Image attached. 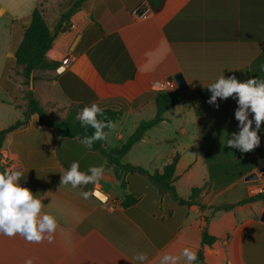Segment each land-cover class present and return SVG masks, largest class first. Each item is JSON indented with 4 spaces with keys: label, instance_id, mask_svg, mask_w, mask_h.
<instances>
[{
    "label": "crops",
    "instance_id": "obj_1",
    "mask_svg": "<svg viewBox=\"0 0 264 264\" xmlns=\"http://www.w3.org/2000/svg\"><path fill=\"white\" fill-rule=\"evenodd\" d=\"M75 1L0 0L10 58L2 65L0 104L11 107L0 113V129L22 119L26 109L23 65L16 64L15 51L32 10L41 4L53 31ZM46 56L60 64L71 57L61 72H33L35 96L49 117L63 119L70 108L79 112L92 103L122 110L107 133L106 150L120 147L142 119L154 117L156 83L182 72L186 98L168 109L165 119L121 160L153 171L179 153L174 181L179 196L187 198L193 187L203 189L196 203L185 205L139 172H128L122 187L100 151L89 150L78 138L56 135L34 113L5 135L0 169L17 164L23 170L21 185L41 199V214L54 216L57 227L51 242L0 235V264H24L28 258L32 264H139L134 257L141 252L148 257L145 264H158L163 251L178 255L184 247L196 253L202 248L209 264H264V199L241 202L264 192V121L258 130L260 144L241 153L224 144L239 131L234 116L238 97L207 102V85L221 75L264 80V0H166L157 12L146 0H84L68 26L57 32ZM173 89L179 90L176 81ZM73 161L84 172L103 167L102 177L75 189L60 184L61 172ZM252 172L258 177L247 179ZM94 188L117 203L80 195ZM130 194L138 201L122 205ZM223 204L233 206L213 209ZM205 230L217 238L212 245L202 243Z\"/></svg>",
    "mask_w": 264,
    "mask_h": 264
},
{
    "label": "trees",
    "instance_id": "obj_2",
    "mask_svg": "<svg viewBox=\"0 0 264 264\" xmlns=\"http://www.w3.org/2000/svg\"><path fill=\"white\" fill-rule=\"evenodd\" d=\"M84 0H76L73 5L65 11L56 24L53 31L47 25L44 10L41 4H38L32 10L30 23L25 27L23 37L15 51L16 64L23 65L21 71L23 79L21 84L24 86L22 90V97L26 101V109L23 112V118L18 119L12 124L0 129V148L2 146L5 135L28 122L30 116L36 113L40 119L41 124L50 126L54 129V132L58 136L81 138L84 136H91L94 129L91 126H81L80 121L77 119V109L70 108L69 112L63 119H59L56 115L49 117L46 109L39 102L34 93V88H30L31 78L33 80L36 77L33 72L36 69H52L57 68L60 65L59 61L48 60L46 54L52 47V43L56 37L57 32L64 30L68 26L70 16L81 6ZM166 0H146L147 6L154 12L159 11L164 6ZM186 98V93L181 92L178 89L173 90H158L155 93L156 113L154 117L150 119H142L137 125L134 132L127 138V140L120 147H113L109 150L104 149L103 144L105 140L95 141L91 148V151H100L106 160L113 166L114 173L118 178L122 187L127 186V180L125 178L128 172H139L145 174L151 182L157 185L160 189L168 191L172 196L180 203L190 205L196 203L197 196L203 189L201 187H193L191 194L187 198L179 196L174 181L176 179L175 169L176 163L179 159V153H176L172 159L166 163L161 170H150L141 165L133 164L130 162H122V157L130 150L132 145L141 140L146 131L151 127L157 125L160 121L165 119V113L171 107L181 103ZM104 116L98 115V119L110 120L112 124L122 114L121 109L116 108H102ZM110 129L105 128L106 134ZM5 167L0 169L3 172ZM257 199H264V192H258L248 198H245L241 202H249ZM138 198L132 194L127 195L122 201V205L129 206L135 204ZM232 204L216 205L214 210L231 208ZM217 240L216 236L209 234L206 230L203 234L202 243L204 245H212ZM197 262L195 264H209L205 261L204 251L202 248L198 249Z\"/></svg>",
    "mask_w": 264,
    "mask_h": 264
},
{
    "label": "clouds",
    "instance_id": "obj_3",
    "mask_svg": "<svg viewBox=\"0 0 264 264\" xmlns=\"http://www.w3.org/2000/svg\"><path fill=\"white\" fill-rule=\"evenodd\" d=\"M207 89L211 92L207 101L209 104H214L218 97H238L239 107L234 116L238 121L239 131L227 138L224 144L229 148L238 149L241 153L249 152L258 146V130L264 121V80L253 77L240 81L234 75L227 78L221 75L214 82H210ZM249 113L254 115L249 118ZM98 115L103 117L104 112L96 103L83 107L77 113L81 126H91L94 129L91 136H84L80 141L88 148L97 140H105L107 134L104 129L113 127L110 120L98 119ZM16 165L5 167L3 172H0V235L12 237L19 234L29 242L39 243L44 239L51 242L57 227L56 219L50 214H41V199L21 185L23 170H17ZM103 172V167L98 166H90L86 172L81 171L79 162L73 161L67 170L61 172L60 184L70 185L74 189L94 184L99 181ZM92 194L89 191L80 193L84 199H88ZM147 259L143 252L134 257V261L139 264H145ZM181 260L183 264H195L196 252L189 247H184L178 255L163 251L159 255L158 264H179ZM24 264H32V259H26Z\"/></svg>",
    "mask_w": 264,
    "mask_h": 264
},
{
    "label": "built area",
    "instance_id": "obj_4",
    "mask_svg": "<svg viewBox=\"0 0 264 264\" xmlns=\"http://www.w3.org/2000/svg\"><path fill=\"white\" fill-rule=\"evenodd\" d=\"M143 8V6H140L138 8L135 9V13H139V11H141ZM146 8V7H145ZM144 10V9H143ZM71 62V57L70 56H66L62 59L61 64L56 68V70H60V69H64L65 67H67ZM61 72V71H58ZM175 85V81L174 79H163L160 80L156 83V86L159 90H173V87ZM92 193L94 196H96L97 198H99L101 201L103 202H109L111 206H114L117 202H112L111 198L108 194L102 192L99 188H94L92 190ZM103 196H101V195Z\"/></svg>",
    "mask_w": 264,
    "mask_h": 264
},
{
    "label": "rangeland",
    "instance_id": "obj_5",
    "mask_svg": "<svg viewBox=\"0 0 264 264\" xmlns=\"http://www.w3.org/2000/svg\"><path fill=\"white\" fill-rule=\"evenodd\" d=\"M66 1L68 2L69 0H66ZM8 30L9 29H7V27H5L2 23H0V96H1V90H3L2 82L5 78V72L2 71V65L5 60L6 62L10 60V58L6 57V48H5L7 44V40H8ZM9 108L11 107L3 106L0 104V113H3V114L9 113L7 111Z\"/></svg>",
    "mask_w": 264,
    "mask_h": 264
},
{
    "label": "water",
    "instance_id": "obj_6",
    "mask_svg": "<svg viewBox=\"0 0 264 264\" xmlns=\"http://www.w3.org/2000/svg\"><path fill=\"white\" fill-rule=\"evenodd\" d=\"M80 38V34L77 35V37L75 38L71 48L73 49L78 41V39ZM174 79L177 83V86L179 88L180 91H185L188 88V83L183 75L182 72H177L174 75ZM34 87V80L31 78V83H30V88ZM260 171H262L264 173V166H262L260 168ZM258 177V173L257 172H252L250 174L247 175V179H253V178H257ZM261 219L264 220V211L262 213Z\"/></svg>",
    "mask_w": 264,
    "mask_h": 264
}]
</instances>
